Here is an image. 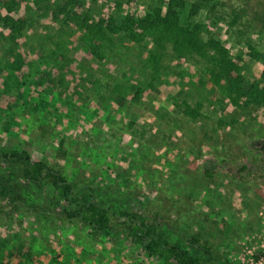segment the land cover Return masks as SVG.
I'll list each match as a JSON object with an SVG mask.
<instances>
[{
    "label": "rangeland",
    "instance_id": "rangeland-1",
    "mask_svg": "<svg viewBox=\"0 0 264 264\" xmlns=\"http://www.w3.org/2000/svg\"><path fill=\"white\" fill-rule=\"evenodd\" d=\"M158 1L21 0L17 43L0 31V147L46 161L101 207L137 215L200 260L256 264L264 259V107L234 105L201 59L167 50L155 60L149 39L125 32L88 45L76 27L83 17L116 25L134 10L143 17ZM185 3L181 26L201 25L242 58L245 86H264V0ZM63 207L49 186L36 189L0 164V264H166L120 219L96 237Z\"/></svg>",
    "mask_w": 264,
    "mask_h": 264
},
{
    "label": "trees",
    "instance_id": "trees-1",
    "mask_svg": "<svg viewBox=\"0 0 264 264\" xmlns=\"http://www.w3.org/2000/svg\"><path fill=\"white\" fill-rule=\"evenodd\" d=\"M78 1L70 0V4ZM21 4V0H0V31L10 43H17L26 27L25 19L20 13ZM185 5V0H159L143 17L134 10L117 25L113 20L91 22L86 17L75 19V23L76 27L83 30V39L88 45L107 40L110 34L125 32L127 38L136 43L149 39L151 57L155 60H159L167 50L179 59H201L207 64L211 84L224 92L234 105L246 109L264 107V86L257 81H252L248 86L244 84L242 58L230 57L221 43L208 36L205 38L201 25L181 26V12ZM196 9L192 6L191 13L194 14ZM248 51V56L254 59V50L248 47ZM259 78L264 80V69ZM186 110L188 116L195 117L196 114L191 113L190 107L186 106ZM0 164L16 167L21 177L36 189L43 190L49 186L64 205V218L90 228L96 237L104 235L111 222L118 218L149 257H155L166 264H227L214 259L200 260L187 250L170 244L133 213H113L101 207L91 192L85 191L78 183L69 182L53 166L44 160L32 158L24 149L13 151L0 147ZM211 170L213 168H204L207 177H210ZM192 242L200 244L198 239H193ZM200 246L207 253L211 250L206 241Z\"/></svg>",
    "mask_w": 264,
    "mask_h": 264
},
{
    "label": "built area",
    "instance_id": "built-area-1",
    "mask_svg": "<svg viewBox=\"0 0 264 264\" xmlns=\"http://www.w3.org/2000/svg\"><path fill=\"white\" fill-rule=\"evenodd\" d=\"M264 259L262 258V259H259V261H257V263H259V264H261V262L263 261ZM256 263V264H257Z\"/></svg>",
    "mask_w": 264,
    "mask_h": 264
}]
</instances>
